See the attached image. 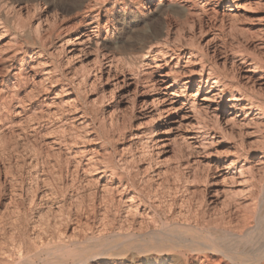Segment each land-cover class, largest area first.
<instances>
[{
    "label": "rangeland",
    "instance_id": "1",
    "mask_svg": "<svg viewBox=\"0 0 264 264\" xmlns=\"http://www.w3.org/2000/svg\"><path fill=\"white\" fill-rule=\"evenodd\" d=\"M158 1L176 2L186 9L178 16L159 14L154 11ZM228 1L0 0V21L5 24L0 25V247L11 240L37 245L41 240L49 247L76 241L77 249L86 255L96 254L94 262L87 264H124L111 256L121 242L116 234L124 205L110 207L104 201L109 196L104 194V186H116L120 176L133 177L146 200L149 198L146 211H152L158 221L149 222L148 228L158 229L167 221L184 223L189 209L206 200L207 185L217 176L212 163L237 158L240 165L247 166L260 156L263 119L246 113L245 118L225 126V106L216 116L209 112L198 115L192 109L202 103L211 81L202 83L193 96L198 76H192L186 96L176 98L169 110L164 107L167 112L162 114L169 118L160 121L155 109H162L155 102L159 92L142 89L140 83L129 86L128 94L114 87L123 76L132 82L135 72L137 77L152 72L151 79L156 80L153 63L148 60L140 67L114 62L110 66L106 60L109 55L118 56L114 48L118 44L127 50L138 47L140 38L159 23L171 31V39L178 37L181 45L206 55L207 64L220 63L212 55V45L224 48L229 59L232 52L258 51L257 46L264 43V4ZM91 21H97L98 30H94L95 24L87 25ZM90 31L87 42L82 35ZM82 40L84 43L77 44ZM199 59L198 55L189 60L186 56L167 59L163 69L178 63L184 70L198 71ZM228 72L240 79L241 71ZM170 83L168 79L166 85ZM229 96H223V103ZM190 134L198 135L195 149L183 142ZM160 139L169 142L166 149L171 153L157 154L164 149L159 148ZM173 154L181 158L174 161ZM194 159L203 163L197 170L196 164H189ZM176 164L185 167L176 169ZM261 170L255 175L262 172L264 177V168ZM245 173L243 177L248 178ZM256 183L258 191L264 182ZM144 224L140 230L135 224V231L145 232ZM15 260L23 264L18 256ZM173 260L165 257L155 264H172Z\"/></svg>",
    "mask_w": 264,
    "mask_h": 264
},
{
    "label": "bare ground",
    "instance_id": "2",
    "mask_svg": "<svg viewBox=\"0 0 264 264\" xmlns=\"http://www.w3.org/2000/svg\"><path fill=\"white\" fill-rule=\"evenodd\" d=\"M234 1L235 0H230L227 3ZM256 3L264 4V0H257ZM111 9H113V6ZM185 9V5L176 2L162 3L158 1L154 5L155 12L166 15L170 14L172 16H178L183 13ZM97 15L96 13L95 17H97ZM2 21H0V25L4 24ZM91 24H95L94 30L99 29L97 21H91L87 25ZM170 32L166 28L160 26L159 23L158 26L154 27L140 38L139 46L134 49L127 50L120 44H116L117 46L115 47L113 45L118 56L109 55L107 57L106 60H108L110 66L115 62L132 66L136 64L143 67L145 63L148 64L147 62L149 60V62L153 63V73H157L156 80H153V78L151 79L152 72L146 73L145 77H137L138 74L135 72L132 75L136 77H134L135 79L133 78L134 80H132V82H129L128 80L130 79H126V76H123L119 82H116V86H114L116 87L115 89L118 88V90H122L121 93H127L129 86L140 83L142 89L148 90L150 88L155 92H159L155 102L162 109H155H157L156 112L159 114L158 117L161 118L160 121H164L169 118V116L163 115L162 112H167V110H169L167 108L173 107L172 104L176 98L186 96L184 91L192 84L191 77L198 76L193 96L200 92L202 83L211 81L208 91L201 98L202 103L199 106H191L193 110L200 113L198 115L209 112L216 116L219 109L225 106L222 113L223 124L225 126L233 125L236 123L237 118H245L247 114L252 115L253 113V116L257 119L261 118V121L262 119L264 120V43L259 44L257 46L259 50L252 53L232 52L230 53L231 59L228 58V54L224 48L220 47V49H222L220 50L218 47L211 44L213 48L212 55H215L220 63L219 65L218 63L207 64L206 55H199L193 48L181 45L178 37L177 39H171L172 33ZM90 33H93V31H90L89 34L83 33L82 39L84 37L88 42L91 39ZM83 41L85 40L81 42L78 41L77 44L84 43ZM209 41H213V39ZM208 42L207 45H209ZM98 44L100 43H97V45L95 43V46H98ZM196 55L200 57L198 71L191 70L190 68L184 70V67L178 66V63H175L172 68L168 67V69H163V67L168 64L167 59H178L180 56H186L189 60L190 56ZM238 66L240 68H238ZM229 69L233 72L241 71L240 79L229 74ZM161 70L167 71L162 72ZM168 79L171 80V83L166 85ZM230 87L232 90L230 89L226 92V89ZM225 94H229L230 96L226 99L225 103H223V96ZM122 96H125V94H122L120 97ZM152 104L153 102L151 105ZM141 105L145 107V102H142ZM212 106H215V108L212 109ZM164 107L167 110H164ZM252 119L253 117L249 120ZM215 124L220 128L218 120L217 122L215 121ZM199 126L201 125L199 124ZM199 129L197 128V130ZM261 133L263 132L261 131ZM197 136V134H190L184 137L186 139L183 142L186 143L185 146L188 149H195V147H193L195 145L193 144ZM189 140L193 142H189ZM158 142L160 143L159 148L164 149L157 151V154L162 153V156H164L172 152L166 149L169 142L164 144V140L161 139ZM260 143L262 144V148L258 150L260 156L247 166L240 165L237 158L230 159V161L225 164L219 165L217 162L212 163L215 166L217 176L212 178L207 185L208 197L200 203L197 202V205L195 204L193 209H189V212H187L188 214H185V222L181 224L178 222L170 224L167 221V223H163L158 229H149L147 225L149 222L157 224L158 221L155 215L152 214V211L151 213L146 211L149 210V207H147V200H149V198L146 200L141 190L138 188V184L131 176H120L117 179L118 184L116 186H104L103 188L106 190L104 194L106 193L109 195L105 196L104 201L108 204L110 203V207L113 206L114 208L115 204H117V206L120 204L124 205L123 215L118 221L120 222V232L116 234L121 242L119 245L117 244L118 247L115 246L116 253H113L111 256L119 258L124 264H155V261L158 260L161 262L165 257L171 256L174 257L172 264H264V177L263 174H261L262 172H258V176L255 175L257 170L260 171V169L263 170L264 168V142ZM199 144L201 146L203 145L201 142ZM191 153L189 152V154ZM174 155L175 154H173V156ZM177 156L178 158L176 156L173 157L174 161L181 158L179 155ZM167 158L168 157H165L164 159L167 160ZM170 161L172 160L170 159ZM198 161L194 159L189 164H196L195 168L197 170L202 163ZM187 164L188 162L186 165ZM207 164H210V162L207 161L206 165ZM181 165L182 164H176V169ZM254 166L255 168L253 169ZM235 171L237 174L234 173ZM244 173L247 174L248 178L243 177ZM185 174L187 175V173H183L182 175L184 176ZM157 176L158 173H155L154 177ZM198 178L196 177V179ZM256 182L263 183L262 188L258 191L256 190ZM227 183H229V185H227ZM114 194H116L117 198L114 197ZM105 213L108 214L107 212ZM107 216L104 215V218H107ZM116 218L110 220L115 221ZM137 218L139 219L138 221L136 220ZM145 219H147L148 222L145 221ZM168 219L169 218H166V220ZM122 222L125 223L123 226ZM135 224H137L139 230L143 227L141 225L144 224L146 231L138 232L137 228V231H135ZM40 242L41 240L38 245L36 242H31V244L33 243V245H31L30 242L28 243V241L26 242L25 240L18 242H12L11 240L10 244L8 243V245L0 247V264H18L15 263V256H18L19 262L21 261L23 264H34V261L37 259L40 261V264H79L82 261L87 264L96 258V254L94 253V256H92V254L90 256L86 255L83 249H77L78 242L76 241H60L51 247L47 246V243ZM90 251L92 250L90 249ZM99 255L103 256L101 253ZM152 255H155L156 258H153L154 256ZM41 256H45V258L40 259Z\"/></svg>",
    "mask_w": 264,
    "mask_h": 264
}]
</instances>
